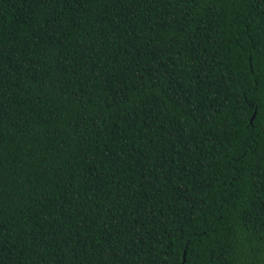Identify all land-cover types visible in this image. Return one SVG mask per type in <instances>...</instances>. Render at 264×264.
<instances>
[{
  "label": "trees",
  "instance_id": "16d2710c",
  "mask_svg": "<svg viewBox=\"0 0 264 264\" xmlns=\"http://www.w3.org/2000/svg\"><path fill=\"white\" fill-rule=\"evenodd\" d=\"M0 264H264V0H0Z\"/></svg>",
  "mask_w": 264,
  "mask_h": 264
},
{
  "label": "water",
  "instance_id": "95a60500",
  "mask_svg": "<svg viewBox=\"0 0 264 264\" xmlns=\"http://www.w3.org/2000/svg\"><path fill=\"white\" fill-rule=\"evenodd\" d=\"M254 117V116H253ZM253 120V119H252Z\"/></svg>",
  "mask_w": 264,
  "mask_h": 264
}]
</instances>
